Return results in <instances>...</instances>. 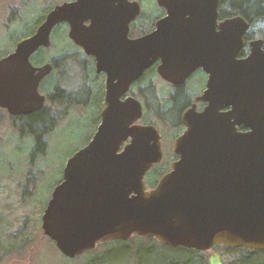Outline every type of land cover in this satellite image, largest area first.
Wrapping results in <instances>:
<instances>
[{"label":"water","instance_id":"obj_1","mask_svg":"<svg viewBox=\"0 0 264 264\" xmlns=\"http://www.w3.org/2000/svg\"><path fill=\"white\" fill-rule=\"evenodd\" d=\"M218 2L162 0L167 15L157 29L129 39L127 23L139 3L130 10L122 4L124 16L107 18L99 0H78L52 9L0 57V107L13 115L38 109L44 101L38 86L52 66L33 65L30 55L49 46L52 28L74 9L79 19H92L82 36H70L107 73L105 106L91 140L67 160L41 216L44 235L67 258L132 236L200 251L219 244L264 250V49L255 39L238 56L249 22L242 15L219 21ZM109 20L125 27L107 32ZM157 58L159 73L177 84L201 67L209 77L197 101L207 104L183 113L186 129L174 143L178 159L147 189L144 176L161 158L160 135L135 123L142 114L137 99L120 96ZM208 263L224 264L218 252Z\"/></svg>","mask_w":264,"mask_h":264},{"label":"rangeland","instance_id":"obj_2","mask_svg":"<svg viewBox=\"0 0 264 264\" xmlns=\"http://www.w3.org/2000/svg\"><path fill=\"white\" fill-rule=\"evenodd\" d=\"M61 1L63 0H0V57L9 54L18 40L32 34L37 20L46 8L45 5L48 8L49 5ZM144 6L145 12L148 11V13L151 8H155L150 5V2L145 3ZM155 13L156 11H153L147 18L152 20ZM56 32L57 28L52 30V44L42 51L44 59L51 60L50 57L69 48L72 43L65 37L66 31L65 35L64 32L61 34L60 31ZM31 59L34 63L40 61L36 58V54ZM57 75L55 70L53 75H49L44 82L40 83L39 88L47 84L49 86L45 88L46 93L50 92V84L54 86V82L51 81H55ZM81 79L76 80L73 84L74 88L81 87ZM156 82L158 90L164 89V84L160 80L157 79ZM201 87L202 83L196 81L193 87L195 93L199 92ZM165 97L166 95H162V99L166 100ZM92 98L94 100L99 97ZM88 101L85 105L75 104L69 107L68 114L60 119L54 129L47 134L46 150L44 153L37 154L34 166L31 168L30 160L34 142L30 135L22 136L18 130V124L13 123V119L4 112V117L0 120V264H77L80 262L64 256L51 239L43 234L41 216L53 189L62 180L67 160L88 142L95 130L93 122L96 119L97 107ZM101 104L99 107L102 106ZM145 110L146 115H152L148 109ZM157 126L164 134L166 130L169 141L170 137L171 139L174 137V133L165 129L159 121ZM32 175L35 176L36 188L30 197H24L23 185ZM144 180L146 188H150L151 183L147 174ZM95 250L96 247L92 251ZM212 252L221 253L210 250L206 251V256L209 257ZM122 259L116 264H129L128 259Z\"/></svg>","mask_w":264,"mask_h":264},{"label":"trees","instance_id":"obj_3","mask_svg":"<svg viewBox=\"0 0 264 264\" xmlns=\"http://www.w3.org/2000/svg\"><path fill=\"white\" fill-rule=\"evenodd\" d=\"M218 5L220 18L242 15L249 22L248 29L244 35L245 40H250L257 34L262 35L264 38V0H219ZM147 17L149 15H142V30H148L151 26L152 20H149ZM246 52V47L242 48L240 56ZM38 54L41 55V50L36 53V58L41 61L42 59L38 57ZM60 57L55 59V66H59V63L65 65V58H72L70 54H63ZM78 64L82 68L83 76H86V74L90 75L91 69H87L84 61L80 60ZM63 69L66 70V67ZM93 85L95 86L93 82H87L86 79H83L81 87L75 90L65 89L56 84V87L47 95L51 102L49 106L42 107L19 120L18 130L20 134L22 136L30 135L34 142L30 168L34 166L33 163L37 154L45 152L47 134L54 129L60 119L68 114L71 105H85L87 103L90 99V86ZM50 89L52 88L50 87ZM95 90L96 92L93 96H98V91L97 89ZM154 90V85L147 84L143 86L142 92H144L145 96V107L159 118L177 125L179 112L188 102L187 97L182 93V89L179 88L176 91L175 95L171 98L173 100L171 104L167 106L161 105L162 107L159 104V98L156 100V97H153ZM90 94L92 95V93ZM96 100L91 99L93 103ZM166 168L165 164H159L150 169L147 173L151 183L150 188L166 172ZM29 172L31 173V171ZM34 177L32 175L31 178H27L26 184L23 185L24 197H30L33 194L36 188ZM213 250L221 252L219 254L224 264H264V250H252L220 244L215 246ZM206 254V251L194 248H186L184 246L170 247L160 244L154 239L132 236L127 240L117 239L98 243L95 251L85 252L73 259L80 261L77 264H116L119 260H123L122 258L128 259L129 264H209V257Z\"/></svg>","mask_w":264,"mask_h":264},{"label":"flooded vegetation","instance_id":"obj_4","mask_svg":"<svg viewBox=\"0 0 264 264\" xmlns=\"http://www.w3.org/2000/svg\"><path fill=\"white\" fill-rule=\"evenodd\" d=\"M77 1L78 0H63L61 2L51 4V6L49 5L48 8H47V5H45L46 8L43 9V12H42L40 18L37 20L36 28L34 29L32 34L36 31L38 26L45 20L47 14L52 9H54L57 6L63 5V4L76 3ZM99 1L105 6L104 10H106L105 14L108 16L107 18H110V17L116 18L117 15H120V14L122 16H124V12H125L124 6L126 5V3L128 4L129 10L131 9L132 3H136V2L139 3V5H140L139 13L136 14L127 23V37L129 39H135L141 35L155 31L157 29L158 20L163 19L167 15L166 9L160 3V2H162V0H127V1L126 0H99ZM147 2H150V5L155 6L154 9L151 8L149 10L150 13H148V11L145 12V9H144L145 8L144 4ZM122 4H124V6H122ZM15 6H18V5L15 4ZM12 10H13V8H12ZM153 11H156V13L153 15L151 26L149 27L148 30H142V23H141L142 22V19H141L142 15L145 14V15L151 16ZM92 13H93V11L91 12V15H92ZM12 14H14V13H12ZM15 15H18V14H15ZM78 16H79L78 10L74 9L72 11L70 17H65L63 20L58 22L52 28V30L53 29L55 30L57 28L56 33H58L59 31H60V34L64 32V35H65V31H66L65 37L72 42L69 45V48L61 50L54 57H50L51 60H48L47 58L44 59L42 51L45 48L50 47L52 44V39H51L52 30H51L49 46H47V47L40 46L36 50L37 52H40V50H41V55L38 54V57L39 58L41 57L42 60L37 62V63H34L32 61V59H31L32 56L37 53L35 51L34 54L32 53L30 55V61L33 65H37V66H41V65L46 64V63H50L52 66L51 71L45 77H43V79L40 81V83L42 81L44 82V79L46 77H48L49 75H53L54 71L57 70V73H58L57 78L55 79V81H51V82H54L53 83L54 86L52 87L50 84V87L52 88L51 90H53V88L56 87V84H58L62 88L65 87V89H72V90L78 89L77 87L74 88L73 84L76 82V80H78V79L80 80L81 78H82L81 79L82 81L84 78L87 80V82H91V83L93 82L95 84V86L93 85L94 89H93V86H90V90H91L92 95H91L90 101H89L90 104H93L94 107H97L96 108V119L93 122V127L95 126V130H94V132H95L98 124L101 121V111L105 106V84H106V80H107V73L105 71H99L98 72L96 69V56L94 54L87 53L85 51V49L70 36V35H73L76 37V39H78L80 36H82L83 32L85 31L84 28L90 27L92 25V19L90 17H87L84 19V16H81V19H79ZM93 16H95V15H93ZM98 16H100V15H97L95 17H98ZM220 19H222V18H220L219 5H218V20L220 21ZM124 27H125L124 23L120 22V21L117 22V21H110L109 20V22L105 23V30L107 32H118V31H121ZM243 39H244V36H243ZM255 39H261L262 40L261 47H262V49H264V38L262 35L257 34L250 40L244 39L245 46L243 48L246 47L247 52L242 56H240V53H239V55H238L239 57H244L249 53V49H250L249 42L253 41ZM18 41L15 43V45L18 43ZM12 51H10V52H12ZM63 54H70L72 56V58H65V61H66L65 65H62L61 63H59V66H55L54 65L55 59L57 57H60ZM80 60L84 61L85 66L87 67L88 70L91 69L90 75L86 74V76H83L84 73H82L83 72L82 68L78 64L80 62ZM161 63H162L161 58H157L147 69L144 70V72L142 73L141 76H139L137 79L133 80L129 84L126 92L121 94L120 100H125L127 97H132V98L137 99L141 103L142 114L135 121V123L140 124V125H152V126L156 127V129L158 130L159 135H160V145H161V152L162 153H161L160 161L157 164H155L154 166L159 165V164H162V165L165 164L166 167L168 166V168L166 170V172H168L170 170V165L175 160L178 159V154L176 152H174L175 140L186 129V126L183 124V121H182L183 120V113L189 108L190 109L192 108L197 112H200L204 109L207 102L202 101V100L197 101V98L200 97L203 94V92L207 89V82H208L209 76L201 67H197L191 73H189V75L186 77V79L181 84H177L175 82L176 79L175 80H168V79L164 78L159 73V66L161 65ZM64 67H66V70L63 69ZM81 74H82V76H81ZM157 79L160 80L164 84L163 85L164 89L158 90V88L155 85V83L158 84L156 82ZM196 81L202 83V87L199 90V92L195 93V89L193 87L195 86ZM40 83H39V86H40ZM97 83H98V85H97ZM81 84H82V82H81ZM147 84H150L152 86L154 85L155 90L153 92V97L154 98L156 97L155 98L156 100H158V98H159L160 106L161 105L167 106L168 104H171L173 102V100L171 98L175 95L176 91L179 88L182 89V93H183V95H185L187 97L188 102L179 112V118H178V124L177 125L172 124L171 122H169L165 119L159 118L157 115L153 114L152 111H150L152 113V115H146L147 113H146L145 109H147V108L145 107V96H144V92H142V89H143V86H145ZM39 86H38V91L41 95L44 96V101H43V104L41 107H39L38 109L32 110L30 112H27V113H21V114H15V115L10 114L5 108L0 107L1 118L4 117V112H6L7 115L9 116V118L13 119V121H14L13 123L18 124L19 120L22 117H24V116H26V115L34 112V111H37V110L41 109L42 107L49 106L51 103L50 99L47 96L49 92L46 93L47 89H45L47 84L42 86L41 89L39 88ZM95 89H97V91H98L97 94H98L99 98L93 103L91 101V99H92L93 94L96 92ZM162 95H166V97H165L166 100L162 99ZM150 97H151V95H150ZM90 104H88V105H90ZM100 104L102 105L101 107H99ZM158 121L161 124H163V126H165V129H167L168 131L171 130L172 133H174V135H173L174 137L172 139L170 137L171 142L167 139L169 137L166 136V130H165V134H164L162 129H160L157 126ZM172 125H175V126H172ZM18 126H19V124H18ZM238 129L239 130H245V128L243 126H239ZM94 132L92 133V135L88 139V142L91 140ZM87 143L85 145H87ZM154 166H152V167H154ZM150 169H149V171H150ZM148 172H146V174ZM158 180H157V182H158ZM147 189H149V188H147Z\"/></svg>","mask_w":264,"mask_h":264}]
</instances>
